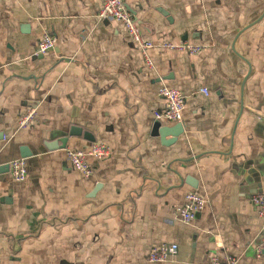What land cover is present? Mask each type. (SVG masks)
<instances>
[{"label":"crops","instance_id":"crops-1","mask_svg":"<svg viewBox=\"0 0 264 264\" xmlns=\"http://www.w3.org/2000/svg\"><path fill=\"white\" fill-rule=\"evenodd\" d=\"M100 3L0 1V264H264L251 202L264 193V0H127L157 45L151 67L124 26L99 19ZM44 32L57 46L35 56ZM181 40L206 47H159ZM162 84L187 98L182 122L163 124L182 123L177 137L156 134ZM74 125L111 147L89 177L66 149L93 142L52 149ZM24 146L28 178L16 182L9 164ZM191 190L207 202L185 223L175 207ZM164 242L176 258L149 261Z\"/></svg>","mask_w":264,"mask_h":264},{"label":"built area","instance_id":"built-area-1","mask_svg":"<svg viewBox=\"0 0 264 264\" xmlns=\"http://www.w3.org/2000/svg\"><path fill=\"white\" fill-rule=\"evenodd\" d=\"M8 1V0H0ZM100 8L98 17L102 21H116L122 26L130 36V39L135 46L141 51L145 64L153 66V59L150 56V50L157 45L150 39L144 36L143 28L136 16L129 10L127 0H100ZM57 46V37L44 32L40 37L36 49L35 56L44 55L55 49ZM159 47L187 52L189 54H198L206 44L195 43L189 40H181L178 42L165 41ZM158 93L166 101L165 106L154 111L155 120L163 125L166 122H182L184 111L187 105L185 93L175 87H170L162 84L159 87ZM204 94H209L207 88L203 89ZM37 115V110L34 107H28L24 110L19 118L20 127H29L33 124ZM111 155V147L108 143L95 141L87 148H67L66 160L73 169L82 173L85 177H89L94 172V167L90 162V158L101 161ZM10 173L16 182H23L28 178V164L24 157H17L10 161ZM206 198L198 192L191 190L186 193L185 200L182 204L175 207V212L180 221L185 223L192 222L198 213H200L205 205ZM251 202L255 206L257 216L260 220L261 239L256 247L257 254L264 252V193H254L251 196ZM179 245L176 242H164L150 249L148 259L151 262H164L173 260L178 255ZM212 264H239V258L236 256H226L220 258L219 255H214Z\"/></svg>","mask_w":264,"mask_h":264},{"label":"water","instance_id":"water-1","mask_svg":"<svg viewBox=\"0 0 264 264\" xmlns=\"http://www.w3.org/2000/svg\"><path fill=\"white\" fill-rule=\"evenodd\" d=\"M156 125H157L156 126L157 127L156 134L161 135L162 137L167 136L168 134H172V136L177 137L179 134H181V132H182L181 130L183 129L182 123H180V127H177V129H176L177 131L169 130L168 126H163L158 121H156ZM179 131H181V132L179 133ZM71 135H73V136L83 135L86 140L91 141V142H95V137L90 132L83 131V128L74 125L70 128L68 135L60 137L58 139L57 145H52V147H53L52 149L66 148L69 136H71ZM30 155H31V151L29 150L28 147L24 146L21 149V157L27 158Z\"/></svg>","mask_w":264,"mask_h":264}]
</instances>
